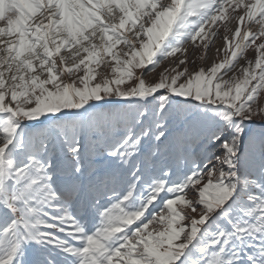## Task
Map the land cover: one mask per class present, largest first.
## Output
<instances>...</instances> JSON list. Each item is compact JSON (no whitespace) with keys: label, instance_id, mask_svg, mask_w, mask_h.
<instances>
[{"label":"snow or ice","instance_id":"6c2138e0","mask_svg":"<svg viewBox=\"0 0 264 264\" xmlns=\"http://www.w3.org/2000/svg\"><path fill=\"white\" fill-rule=\"evenodd\" d=\"M0 264H264V0H0Z\"/></svg>","mask_w":264,"mask_h":264},{"label":"rangeland","instance_id":"374dc122","mask_svg":"<svg viewBox=\"0 0 264 264\" xmlns=\"http://www.w3.org/2000/svg\"><path fill=\"white\" fill-rule=\"evenodd\" d=\"M234 26H235V25H233V27H234ZM221 31H222V30H221ZM222 42H223V39H222V38L217 39V40L215 41V44L212 45V47H211V51H209V52L207 53V57H206V59L203 61V66L207 67V66L212 62L213 57L215 56V53H216V49H217V48H220V44H221ZM186 47H188V49H189V53H191V52H192V47H193V46H192L191 44H189V45H186ZM178 55H179V54H178ZM199 55H200V52L197 51V52L195 53V55H194V56H191L190 58L195 59V57H196V56H199ZM248 55H253V53H252L251 51H249ZM241 63H243V61H241ZM168 65H169V61H164L159 67L156 68L155 72L150 73V74H148L147 76H145V79H146V80H152V79H155V78L157 77V74H158L160 71H162V69H163L164 67H167ZM199 66H201V62L197 60V67H199Z\"/></svg>","mask_w":264,"mask_h":264},{"label":"bare ground","instance_id":"6f19581e","mask_svg":"<svg viewBox=\"0 0 264 264\" xmlns=\"http://www.w3.org/2000/svg\"><path fill=\"white\" fill-rule=\"evenodd\" d=\"M235 27V26H234ZM224 41L220 44V47L223 45Z\"/></svg>","mask_w":264,"mask_h":264}]
</instances>
